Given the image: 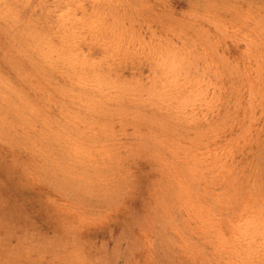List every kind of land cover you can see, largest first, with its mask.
Instances as JSON below:
<instances>
[{"label": "rangeland", "instance_id": "rangeland-1", "mask_svg": "<svg viewBox=\"0 0 264 264\" xmlns=\"http://www.w3.org/2000/svg\"><path fill=\"white\" fill-rule=\"evenodd\" d=\"M0 264H264V0H0Z\"/></svg>", "mask_w": 264, "mask_h": 264}]
</instances>
